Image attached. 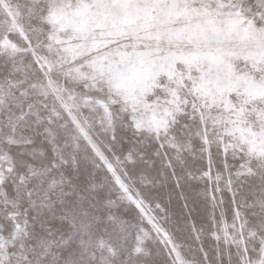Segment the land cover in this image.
I'll list each match as a JSON object with an SVG mask.
<instances>
[{"label":"snow or ice","instance_id":"6c2138e0","mask_svg":"<svg viewBox=\"0 0 264 264\" xmlns=\"http://www.w3.org/2000/svg\"><path fill=\"white\" fill-rule=\"evenodd\" d=\"M0 264H264V0H0Z\"/></svg>","mask_w":264,"mask_h":264},{"label":"rangeland","instance_id":"374dc122","mask_svg":"<svg viewBox=\"0 0 264 264\" xmlns=\"http://www.w3.org/2000/svg\"><path fill=\"white\" fill-rule=\"evenodd\" d=\"M198 222H199V218H197Z\"/></svg>","mask_w":264,"mask_h":264}]
</instances>
